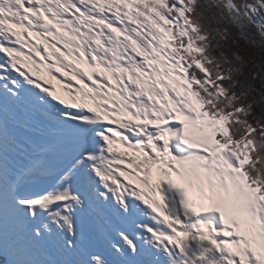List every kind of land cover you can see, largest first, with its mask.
Wrapping results in <instances>:
<instances>
[{
	"label": "snow or ice",
	"instance_id": "1",
	"mask_svg": "<svg viewBox=\"0 0 264 264\" xmlns=\"http://www.w3.org/2000/svg\"><path fill=\"white\" fill-rule=\"evenodd\" d=\"M195 3L0 0L3 264H264V123Z\"/></svg>",
	"mask_w": 264,
	"mask_h": 264
},
{
	"label": "trees",
	"instance_id": "2",
	"mask_svg": "<svg viewBox=\"0 0 264 264\" xmlns=\"http://www.w3.org/2000/svg\"><path fill=\"white\" fill-rule=\"evenodd\" d=\"M241 1L196 0L191 18L197 32L190 35L205 48L213 74H223L227 92L234 97L233 104L241 106L259 126L264 123V13L260 10L259 21L257 15L242 11ZM258 1L264 6L262 0ZM233 7L242 14L238 15ZM200 35L206 39L199 40ZM233 51L240 56L239 60L232 55Z\"/></svg>",
	"mask_w": 264,
	"mask_h": 264
},
{
	"label": "rangeland",
	"instance_id": "3",
	"mask_svg": "<svg viewBox=\"0 0 264 264\" xmlns=\"http://www.w3.org/2000/svg\"><path fill=\"white\" fill-rule=\"evenodd\" d=\"M231 3V2H230ZM242 11L248 14H255L258 16L259 21H262V18L259 15L260 10L264 13V6L258 1V0H252V3L246 2V0L241 1ZM236 13L238 15H241L242 13L239 11V9L234 8Z\"/></svg>",
	"mask_w": 264,
	"mask_h": 264
},
{
	"label": "clouds",
	"instance_id": "4",
	"mask_svg": "<svg viewBox=\"0 0 264 264\" xmlns=\"http://www.w3.org/2000/svg\"><path fill=\"white\" fill-rule=\"evenodd\" d=\"M226 47H229V46L226 45ZM232 54H235L234 51L232 52Z\"/></svg>",
	"mask_w": 264,
	"mask_h": 264
},
{
	"label": "bare ground",
	"instance_id": "5",
	"mask_svg": "<svg viewBox=\"0 0 264 264\" xmlns=\"http://www.w3.org/2000/svg\"><path fill=\"white\" fill-rule=\"evenodd\" d=\"M54 80L50 81V82H53Z\"/></svg>",
	"mask_w": 264,
	"mask_h": 264
}]
</instances>
